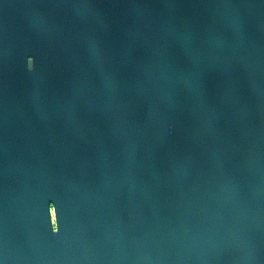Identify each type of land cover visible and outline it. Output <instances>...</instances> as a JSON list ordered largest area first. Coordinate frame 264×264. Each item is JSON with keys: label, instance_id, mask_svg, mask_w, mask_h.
<instances>
[{"label": "water", "instance_id": "95a60500", "mask_svg": "<svg viewBox=\"0 0 264 264\" xmlns=\"http://www.w3.org/2000/svg\"><path fill=\"white\" fill-rule=\"evenodd\" d=\"M0 264H264V0H0Z\"/></svg>", "mask_w": 264, "mask_h": 264}, {"label": "clouds", "instance_id": "9594fccd", "mask_svg": "<svg viewBox=\"0 0 264 264\" xmlns=\"http://www.w3.org/2000/svg\"><path fill=\"white\" fill-rule=\"evenodd\" d=\"M27 69L28 71H33L34 70V61L31 57H29L27 59ZM169 131L171 132L172 129L169 128ZM51 228H52V232L55 234V233H58L59 232V224H58V221L54 224L51 225Z\"/></svg>", "mask_w": 264, "mask_h": 264}]
</instances>
